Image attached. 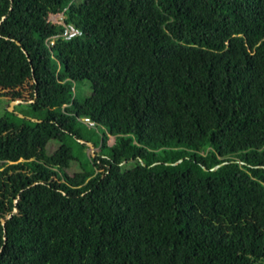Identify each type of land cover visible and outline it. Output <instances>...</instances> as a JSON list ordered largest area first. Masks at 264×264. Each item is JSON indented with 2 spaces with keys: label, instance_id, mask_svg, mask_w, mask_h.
I'll return each mask as SVG.
<instances>
[{
  "label": "trees",
  "instance_id": "1",
  "mask_svg": "<svg viewBox=\"0 0 264 264\" xmlns=\"http://www.w3.org/2000/svg\"><path fill=\"white\" fill-rule=\"evenodd\" d=\"M2 41L42 115L0 117V264H264V0H0Z\"/></svg>",
  "mask_w": 264,
  "mask_h": 264
},
{
  "label": "rangeland",
  "instance_id": "2",
  "mask_svg": "<svg viewBox=\"0 0 264 264\" xmlns=\"http://www.w3.org/2000/svg\"><path fill=\"white\" fill-rule=\"evenodd\" d=\"M48 20L54 23H61L63 22V15L60 14H51L48 17ZM5 43V42H0ZM4 52L0 53V82H3L4 84H9L12 85L15 82V79L8 80L5 79L1 74L5 73L10 70L17 71L15 68L17 65V59H16V52L14 50H7L4 49ZM30 84L31 82L28 80H25L21 85H18L16 89L21 90L22 93V99H20L23 103L15 104L13 106V111L10 110L9 105L11 104V101L9 100L11 98V95L6 94L10 93L11 89H4L3 87L0 86V95L6 94L7 96L5 97H0V117H7L10 121L12 122H18V118L21 120H32V121H37L36 118L41 117V113H37L35 111H32L30 107H28L24 103H28L30 99ZM79 92H81L82 95H88L90 94V84L88 81H83L79 83ZM15 101V100H14ZM114 143V137L109 136L107 140V145H112ZM59 146V142L55 140H51L48 142L47 145V150L52 151L56 147ZM74 156L76 157V161H73L72 164L69 166V168L66 170L68 175H73L74 172L80 170L81 168L83 169H89L90 165L87 164V159L85 157L86 151L93 153L94 156L99 154V148L94 149L93 152L89 148L88 150L84 151H79L78 146L76 144H71ZM125 167H130L131 163H128L124 165Z\"/></svg>",
  "mask_w": 264,
  "mask_h": 264
},
{
  "label": "built area",
  "instance_id": "3",
  "mask_svg": "<svg viewBox=\"0 0 264 264\" xmlns=\"http://www.w3.org/2000/svg\"><path fill=\"white\" fill-rule=\"evenodd\" d=\"M80 35V32L75 29L72 25H64V31L62 36L65 37L66 39H70L74 36ZM82 121L86 123L88 126H93V122H91L87 118H83Z\"/></svg>",
  "mask_w": 264,
  "mask_h": 264
},
{
  "label": "water",
  "instance_id": "4",
  "mask_svg": "<svg viewBox=\"0 0 264 264\" xmlns=\"http://www.w3.org/2000/svg\"><path fill=\"white\" fill-rule=\"evenodd\" d=\"M16 44H18V43H16ZM22 51H23V53H25L24 50H22ZM19 103H23V102H22L21 100H15V101H12L11 104L9 105L10 110L13 111V106H14L15 104H19ZM35 121H36V120H35ZM79 142H80V143H85V144L91 149V151L93 152V146H92L91 143H89V142H84V141H82V140H79ZM4 223H5V220H4V219H1V224L4 225Z\"/></svg>",
  "mask_w": 264,
  "mask_h": 264
}]
</instances>
